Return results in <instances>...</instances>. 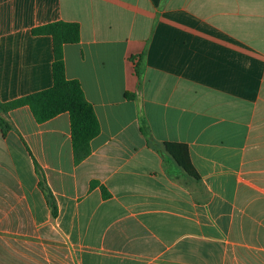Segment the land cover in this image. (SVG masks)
<instances>
[{
  "label": "crops",
  "instance_id": "0c3cea01",
  "mask_svg": "<svg viewBox=\"0 0 264 264\" xmlns=\"http://www.w3.org/2000/svg\"><path fill=\"white\" fill-rule=\"evenodd\" d=\"M55 22L101 131L76 165L67 113H8L0 264H264V0H0V102L53 86Z\"/></svg>",
  "mask_w": 264,
  "mask_h": 264
},
{
  "label": "trees",
  "instance_id": "16d2710c",
  "mask_svg": "<svg viewBox=\"0 0 264 264\" xmlns=\"http://www.w3.org/2000/svg\"><path fill=\"white\" fill-rule=\"evenodd\" d=\"M32 33L50 36L53 42V86L17 100L0 102V129L8 133L12 126L6 119L9 112L27 107L39 124L45 123L60 114L67 113L70 117L71 141L76 165L87 159L91 154V141L101 131L93 105L87 100L78 80L66 77L64 47L77 44L81 39V27L78 23L55 22L35 28ZM137 74L141 76L140 67ZM166 150L174 161L192 177L197 174L191 164L189 149L183 144H165Z\"/></svg>",
  "mask_w": 264,
  "mask_h": 264
}]
</instances>
